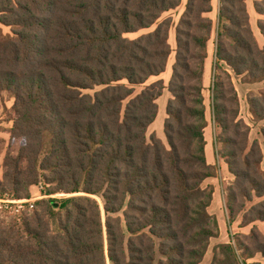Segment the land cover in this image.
Masks as SVG:
<instances>
[{
	"label": "trees",
	"instance_id": "1",
	"mask_svg": "<svg viewBox=\"0 0 264 264\" xmlns=\"http://www.w3.org/2000/svg\"><path fill=\"white\" fill-rule=\"evenodd\" d=\"M0 0V99L14 98L11 134L22 143L4 159L0 197L36 202L0 230V264H199L219 223L204 186L214 166L206 156L204 74L216 31L212 109L217 138L227 142L236 177L232 199L254 202L246 225L264 221L263 155L239 117L232 73L264 81V46L251 26L246 0ZM264 15V0H256ZM156 26L137 37L129 34ZM264 35V19L258 23ZM226 65L229 67L227 68ZM150 83H148L151 79ZM138 87H142L138 91ZM166 107V142L149 127L158 99ZM264 120V92L249 98ZM264 135V127L262 128ZM58 192L69 196L52 197ZM231 217L235 214L231 212ZM231 222V221H230ZM264 256V233L249 234ZM223 253L239 262L232 244Z\"/></svg>",
	"mask_w": 264,
	"mask_h": 264
},
{
	"label": "rangeland",
	"instance_id": "2",
	"mask_svg": "<svg viewBox=\"0 0 264 264\" xmlns=\"http://www.w3.org/2000/svg\"><path fill=\"white\" fill-rule=\"evenodd\" d=\"M256 0H246L250 22L252 26V30L260 44V46H264V35L261 33L258 23L260 20L264 19V15H261L255 8ZM187 0H182L181 5L174 9L170 10L163 14L160 21L172 18L173 26L170 29L169 42L172 46L173 52L170 57V64H174L175 62V49L177 46L176 42V24L179 22L182 14L186 9ZM219 7L220 0L213 1V11L209 14V16L215 22V27L218 23V15H219ZM0 27L3 29L5 33H11L12 28L10 26H6L0 23ZM156 26H153L149 29H143L137 33L129 34L130 37H137L149 31L155 29ZM216 41L217 34L216 31H213L212 37L208 42V57L206 62L209 67V73L206 81H204V96L206 103V117L208 120V126L205 129V136L208 138L209 142H212L215 152V163L212 164L214 166L213 174L211 177L207 178L204 182V186L212 187L213 191H217V194L220 196V205L221 211L225 215V219L228 222L229 230L228 234L230 236L229 244H232L237 250L238 260L234 261L233 256L225 255L220 248L221 244L217 243L220 239L212 237L209 241V245L206 251V254L203 260L199 264H264V256L262 253L256 251L255 244H253L250 239L249 234L251 230L256 227L259 231L264 233V221H255L254 223L246 225L245 222L247 219L251 218V213L248 210L251 206L258 202L260 198H255L254 202L244 201L240 196L234 200L232 199L231 192L234 190V183L236 181V177L231 170V167L228 163L227 153L231 149L230 145L227 142L221 141V139L217 138V132L215 128L214 118H213V109H212V89L213 82L215 79V71L213 68L214 60H215V51H216ZM173 66V65H172ZM227 68H229L226 65ZM172 68L171 65L169 67V74H163L165 82L168 84L171 76H172ZM232 73V80L235 85V88L238 92L239 100H240V112L239 117L242 118L245 123L249 126V140L252 143L254 140H258L261 150H262V163L261 167L264 169V135L262 128L264 127V120H257L252 114L251 105L249 102V98L251 96L260 95V93L264 92V81L260 82H249L251 79L248 75H236ZM156 78L151 79L148 83ZM142 87H138V91H140ZM171 94L166 89L164 94L158 99L159 105V113L155 120V122L148 129V136H150L153 132H155L160 138H162L166 142V136L164 133V121L167 116L166 107L167 102L170 98ZM6 102V106L11 108L14 103V98H11L8 93H4V99H0V175L4 176V162H2L7 154L10 152L11 154H17L20 146L21 139L14 138L11 134V127L13 125V121L11 120L12 114L9 109H4L3 103ZM47 190V185L45 183L34 187V196L29 198L32 202H36L40 199H48L50 196L44 194ZM2 189H0L1 194ZM7 198H14L11 195H5ZM64 196H69V194L65 192H58L52 197L61 198ZM17 199V198H16ZM27 199V198H20ZM35 208V207H34ZM210 214L214 215L212 210L209 209ZM27 214H31V211L25 209ZM231 212L235 214V217H231ZM216 216V215H214ZM15 215L9 212H6L3 209H0V230L4 228H9L15 222ZM231 221V222H230ZM230 222V224H229ZM219 235V234H218ZM226 240L229 237L226 234Z\"/></svg>",
	"mask_w": 264,
	"mask_h": 264
},
{
	"label": "crops",
	"instance_id": "3",
	"mask_svg": "<svg viewBox=\"0 0 264 264\" xmlns=\"http://www.w3.org/2000/svg\"><path fill=\"white\" fill-rule=\"evenodd\" d=\"M170 65H171V68H172V65L173 64H170V61H169V64H168V67H167V70H166L165 74H169V67H170ZM208 73H209V67H208V64L206 62L205 74H204V81H206L207 76H208ZM206 140H207V144H206V156H207V160H208V162L210 164H214L215 163L214 147L212 145V142H209L208 141V138L207 137H206ZM2 162H4V160ZM2 179H3V176L0 175V180H2ZM34 187H36V186H32L31 187L32 197L34 196ZM209 209H211L212 212H213V214L216 215V218H217L218 223H219V235L216 238L217 239H220V241L217 242V243H227V242H230L231 239H230V236L228 234V231L229 230H227V229H229L228 222L225 219V215L221 211L220 196L217 194V191H215L213 193V200H212V202H211V204L209 206ZM229 224H230V222H229ZM226 234L229 237L228 240L225 239L226 238Z\"/></svg>",
	"mask_w": 264,
	"mask_h": 264
},
{
	"label": "built area",
	"instance_id": "4",
	"mask_svg": "<svg viewBox=\"0 0 264 264\" xmlns=\"http://www.w3.org/2000/svg\"><path fill=\"white\" fill-rule=\"evenodd\" d=\"M34 207L35 202H32L31 199L7 198L6 196L0 197V209L14 214L15 216H19L20 214H22L25 209L30 211Z\"/></svg>",
	"mask_w": 264,
	"mask_h": 264
}]
</instances>
